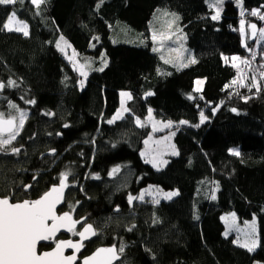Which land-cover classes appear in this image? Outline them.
<instances>
[{"label": "trees", "instance_id": "16d2710c", "mask_svg": "<svg viewBox=\"0 0 264 264\" xmlns=\"http://www.w3.org/2000/svg\"><path fill=\"white\" fill-rule=\"evenodd\" d=\"M242 2L245 20L262 26L250 13L257 6L263 14L264 0ZM14 10L29 35L0 31V83L17 85L0 90V113L18 116L9 107L14 104L28 115L16 140L0 152V197L38 199L58 184L61 172L70 171L61 211L72 205L75 218H85L98 233L82 257L123 244L118 264H264V79L259 91L251 86L252 73L245 86L232 84L237 69L223 59H250L248 48L256 49L249 39L244 46L238 33L241 9L226 1L220 19L213 20L207 0H46L39 9L24 0L0 6V27ZM158 11L179 16L196 63L177 69L153 51L150 24ZM61 36L81 65L91 62L86 78L56 48ZM256 52L264 64V41ZM102 54L107 67L96 71ZM198 79L205 82L195 92ZM149 91L153 95L146 96ZM121 92L132 96L129 111L108 124ZM149 109L177 128L178 154L162 170L141 157L150 128L135 121L143 122ZM113 168L119 171L109 175ZM148 187L178 195L159 203L147 195L129 204V195L139 197ZM226 213L240 222L256 218L255 251L225 235Z\"/></svg>", "mask_w": 264, "mask_h": 264}, {"label": "snow or ice", "instance_id": "6c2138e0", "mask_svg": "<svg viewBox=\"0 0 264 264\" xmlns=\"http://www.w3.org/2000/svg\"><path fill=\"white\" fill-rule=\"evenodd\" d=\"M24 0H0V6L15 5L17 3L23 4ZM103 0H101V3ZM33 6L36 9H39L40 6L46 3V0H31ZM224 0H210L209 7L215 9V15L211 17L213 20L220 19V13ZM99 4L97 8H99ZM237 6L241 7V15H244V11L240 0H237ZM39 14V13H37ZM164 16H171L172 18L166 21L167 28L171 30L173 25L177 24L179 21V16L175 13H168L165 11ZM250 15L258 16V18L264 21V14H261L259 10H253ZM244 21L241 20L242 25V36L244 35L243 25ZM252 29V35L256 38L257 43L264 41V28L257 29L255 24L248 25ZM7 30L8 32H18L22 33L25 37L29 35L28 24L24 21L17 18V12L14 10L11 14L7 15V19L3 22L0 31ZM181 29L177 26L175 31H169L167 34L157 31H153L152 40L155 44L159 39H170L171 36L175 35L177 32H180ZM94 39H99L95 37ZM177 39H183V36L177 37ZM63 45V46H62ZM247 46V45H245ZM66 47H70L68 42L64 39L63 36L59 38L56 42V48L63 52ZM182 47V45H181ZM159 49L154 47L153 51H158ZM251 52V49H249ZM173 51H179L178 49H173ZM77 54L73 52V56ZM251 60L242 59L239 56H233L232 67L237 69L238 81L240 86L244 85V80L247 79V74L244 73L243 69L239 65H244L245 67L251 68L252 61L256 58V53L251 52ZM71 60V58H69ZM161 59H164L162 56ZM225 63H228L229 58L227 56L223 57ZM73 62V69L79 71L80 75L87 77V72L84 70L85 67H90L91 62L86 61L83 65H77L75 61ZM169 63L168 60L164 61ZM239 62V63H237ZM188 63H196L195 58H189ZM188 64L184 63L179 65V67H187ZM107 67V60L103 58L102 54V67L95 69L96 71H103ZM260 69H264V64H261ZM259 78L264 79V71H259ZM252 87H256L257 91L260 90V85L257 83V76L253 75L251 77ZM237 80H233L232 84H237ZM197 87L194 89L196 92L202 90L201 86L204 81L197 80ZM16 83L13 80H9L7 85L0 83V90L5 87H16ZM80 86L83 88L84 81H80ZM229 87V85H225ZM121 97H126L128 100L132 99L130 93L121 92ZM146 96H151L153 93L151 91L145 94ZM188 99H193L190 95ZM203 99V96L200 97ZM247 98H245L246 100ZM27 103L34 104L35 101H27ZM10 108L15 109L18 113V116H12L11 114L5 118L3 113H0V152L7 150L8 146H11L13 141L16 140L17 136L20 134V130L23 128L25 120L27 119V112L20 110L14 104L9 105ZM129 109L125 107L124 99L121 100L120 109L113 115V117L107 120L108 124H113L116 120L124 119V113H127ZM231 111L236 112V109L233 108ZM215 114V109L213 110ZM46 115H53L52 113H46ZM207 120L204 112H200V124H203ZM147 123H151L152 131L162 130V128H171L172 122L168 121L162 125V128H158L160 124L159 121H155L152 115V109L148 110V116L146 118ZM137 127H145L146 123L142 122L140 119L135 121ZM180 124H187V121L181 120ZM197 124L195 127H199ZM64 127H68L67 124ZM175 133H172L174 135ZM59 135V133L57 134ZM151 140V137H149ZM149 140H145V144L149 143ZM165 140H170V137H165ZM157 144H160L161 141H157ZM168 148L171 149V155H177L175 145H168L166 148L154 151L152 153L142 152L141 156L145 157V163H151L154 168L160 170V168L167 164L168 161L162 159L163 155L167 153ZM20 149L16 147H11V153L17 154ZM231 155L239 156L240 152L237 149L229 150ZM50 154H55V149L51 150ZM150 157V158H149ZM119 171V168H113L109 175H113ZM72 175L70 171L61 172L59 175V184L54 185L50 190L46 191L38 199L30 200L24 199L22 202H10L12 197L2 196L0 197V264H75L77 256L75 253H78L81 248L84 247V241L90 240L92 237L97 236V231L94 229L93 225L90 223L82 222L80 220H74L71 214L73 206L69 205L70 211L63 212V214L57 213V206L64 202L65 189L69 187V177ZM94 179H99L98 176H94ZM30 185L25 186L27 190ZM156 192L162 195V198L165 200H171L172 197L178 195L177 192H164L160 193L159 189H156ZM144 193H141L139 197H134L132 195L128 196L129 204H132L133 200L142 199ZM211 198L216 199L215 190H213ZM153 203H159V199L154 198ZM198 218V217H197ZM228 225L229 230H236L238 233L244 236V243H239V237L234 243H238L240 247L246 248L249 252L255 251L258 246V238L256 237V220L255 217L251 223H245L243 229L239 228L235 224V214H231L227 217H222ZM77 224L82 225V230L77 229ZM64 230L68 233H71L73 236H79L78 242H73L71 240H60L57 237V233L61 230ZM131 231V229H129ZM227 235V232L225 233ZM54 241L55 249L50 252H44L43 254H38L37 246L40 242L44 241ZM124 245L121 244L119 248L116 246L111 247H101L98 248L91 256H87L83 259L82 264H114V261L120 260L121 254L124 252ZM67 248L74 250L73 255L65 256L64 251Z\"/></svg>", "mask_w": 264, "mask_h": 264}, {"label": "rangeland", "instance_id": "374dc122", "mask_svg": "<svg viewBox=\"0 0 264 264\" xmlns=\"http://www.w3.org/2000/svg\"><path fill=\"white\" fill-rule=\"evenodd\" d=\"M226 1H233L234 3H235V5L237 6V0H224V3L226 2ZM209 2H210V0H207V3H208V5H209ZM240 3H241V5H242V0H240ZM224 5V4H223ZM237 8L240 10L241 9V7H238L237 6ZM212 9V11H213V15H215V9H213V8H211ZM222 9H223V7H222ZM253 10H258V7L257 6H255V7H253L252 8V11ZM163 13H164V11H158V12H156L155 14H154V16H153V18H152V21H151V24H150V35H151V39H152V33H153V31L155 30V31H157V33L159 34V33H161V32H163V33H165V34H167L169 31H175V28L178 26L179 28H180V26H179V21L177 22V24H175V25H173V28L171 29V30H169L168 28H167V25H166V21H168V20H170L172 17L171 16H164L163 15ZM263 14H264V12H262ZM246 15H243L242 16V19L241 20H243L245 23H244V25H243V31H244V35L242 36V25H241V20L239 21V26H238V33H239V35H240V38H241V40H242V42H243V45L245 46V45H247V40L249 39V34H250V27H248V25H250V24H255L256 25V23L254 22H247L245 19H246V17H245ZM258 19V21L260 20L259 18H257ZM260 24L262 25V26H258V29L259 28H264V21H262V20H260ZM180 36H183V39H177V37H180ZM124 42V41H123ZM255 44V46H256V49H257V46L259 45V43H257V40H256V42L254 43ZM156 45H157V48L159 49L158 50V54H159V56H160V58L163 56L164 57V59H161L163 62L165 61V60H168L169 61V63H165V64H169V65H171V66H174L175 68H177V69H180V68H183V67H179V65H181V64H184V63H187L188 65H189V63H188V59L189 58H192V55H191V51L188 49V47L186 46V44H185V36H184V34H183V32L182 31H180V32H177L175 35H173V36H171V38L170 39H159L158 38V40H157V42H156ZM181 45H182V47H181ZM63 46V45H62ZM173 49H178L179 51H173ZM256 49H254V48H252L251 49V52H255L256 53V58H255V60L254 61H252V64L254 65L253 66V68H251V69H248L247 67H245L244 65H239L242 69H243V71H244V73H246L247 75L249 74V73H252V76L253 75H256L257 76V83L259 84V85H261V80H260V78H259V71H264V70H261L260 69V65H259V63L256 61V59H257V52H256ZM248 51L250 52V50H249V48H248ZM61 52V51H60ZM73 52H75L71 47H66L65 49H64V51L63 52H61V53H63L64 54V56L70 61V63L72 64V66H73V62L72 61H75V63L77 64V65H81V63H79V61H78V58H77V55L76 56H73ZM76 53V52H75ZM235 56H238V55H235ZM233 57V56H232ZM232 57H230V59L232 58ZM239 57H241V56H239ZM69 58H71V60L69 59ZM252 59V57L249 59L248 58V60H251ZM237 63H239V62H237ZM227 64V63H226ZM228 64H232V60H228ZM85 70V69H84ZM86 71V70H85ZM78 72V74L80 75V73H79V71H77ZM81 76V75H80ZM82 78H84L83 76H81ZM83 80V79H82ZM198 80H202V81H204V79H198ZM237 81H238V76H237V79H236ZM248 80V78L247 79H245L244 80V83H245V81H247ZM197 81V80H196ZM195 81V82H196ZM205 82V81H204ZM204 84V83H203ZM237 84H239L240 85V83H239V81L237 82ZM195 86H194V89L197 87V85H196V83L194 84ZM203 87V85L201 86V88ZM196 92V91H195ZM121 94V93H120ZM122 99H124V101H125V107H127V102L129 101L126 97H124V98H122L121 97V95H120V104H119V108H118V110L120 109V107H121V100ZM125 114V113H124ZM153 115V114H152ZM148 116V115H147ZM147 116H146V118H147ZM146 118H145V120L143 121V122H145L146 123V126H148L149 128H150V133H149V135H148V137L146 138V140H149V137H151V140H149V143L146 145L145 144V142H144V148H143V150H142V152H145V153H152V152H154V151H157V150H161V149H164V148H166L168 145H174V141H173V138H174V135H172V133H175L176 132V130H177V128H175L176 126L172 123V127L171 128H162V125L164 124V123H167L168 121H164V120H158V119H156L154 116H153V119L155 120V121H159L160 122V124L158 125V128H162V130H157V131H155V132H153L152 131V125H151V123H147L146 122ZM165 137H170V140H165ZM157 141H161V143L160 144H157L156 142ZM175 149H176V147H175ZM170 151H171V149L170 148H168V150H167V153L166 154H164L163 155V157H162V159H164V160H167V161H169L171 158H174V157H176L177 155H171L170 154ZM176 151H177V149H176ZM141 152V153H142ZM142 157V156H141ZM150 158V157H149ZM142 159H143V161L145 162V157H142ZM147 164H149L150 166H152V164L151 163H147ZM166 165V164H165ZM165 165H163L161 168H160V170H162L164 167H165ZM153 167V166H152ZM154 168V167H153ZM154 169H156V168H154ZM157 170V169H156ZM70 187H71V184H70ZM156 189H158V188H156V187H148L147 189H145V190H143V192L142 193H144V196H149V197H151L152 199H154V198H156V199H159V200H164L165 201V199H163L162 198V195H160V194H158L157 192H156ZM160 190V189H159ZM160 193H164V191H162V190H160ZM141 195V194H140ZM143 196V197H144ZM231 214H233V213H226V214H224L222 217H227V216H230ZM235 217H236V215H235ZM253 220V218L252 219H250V220H245V221H243V222H240L239 221V219L236 217V220H235V224H236V226L237 227H239V228H241V229H243L244 227H245V223L247 222V223H251V221ZM255 220H256V218H255ZM221 221H222V223H224V225H225V228H226V231H225V233L227 232V235L226 236H230V235H232V236H234V241H237V239H238V237H239V243H244V236L243 235H241L240 233H238L236 230H229V228H228V225L226 224V222H225V220H223L222 218H221ZM70 236H73L72 234L70 235ZM256 237L258 238V228H257V221H256ZM235 245H237V246H239V244L238 243H234ZM240 247V246H239ZM243 248V247H242ZM257 248V247H256ZM244 249H246V248H244ZM247 250V249H246ZM254 264H260L259 262H255Z\"/></svg>", "mask_w": 264, "mask_h": 264}, {"label": "water", "instance_id": "95a60500", "mask_svg": "<svg viewBox=\"0 0 264 264\" xmlns=\"http://www.w3.org/2000/svg\"><path fill=\"white\" fill-rule=\"evenodd\" d=\"M256 27H257V26H256ZM257 29H258V27H257ZM249 42L252 43V44H254V43L256 42V38H254L253 35H252V29H250ZM68 183H69V180H68ZM58 184H59V182H58ZM58 184H56V185H58ZM52 187H53V186H52ZM52 187H50L49 190H50ZM69 188H70V183H69V187L65 189L64 202H62L61 204H59V205L57 206V213H58V214H63V212H61V210H62V208H63V206H64L65 199H66V195H67V192H68ZM10 202H11V201H10ZM66 212H68V211H66ZM71 214H72L74 220H80V221H82V222H86V223H87V221H86L85 218H82V219H76L75 216L73 215V213H71ZM77 229H78V230H82V225H81V224H77ZM70 235H71V233H68V232L64 231L63 229H62L59 233H57V237H58V239H60V240H71V241H73V242H78V241H79V239H80L79 236H75V237H72V238H66V237H71ZM94 238H95V237H92L90 240L84 241V247L81 248V250H80L78 253H75V255L77 256V260L75 261V264H82L83 259H84L85 257H87V256H91V255H92V254L98 249V248H97V249H95L91 254H89V255H87V256H85V257H82V255H83V253H84V250H85V248H86V245L89 244L90 242H92V241L94 240ZM43 246L48 247L49 249H47V250H43V251H40L41 247H43ZM102 247H104V246H102ZM108 247H111V246H108ZM99 248H101V247H99ZM54 249H55V242L52 241V240H50V241H44V242H40V243L38 244V246H37L38 254H43L44 252H50V251H53ZM73 253H74V250L71 249V248H67V249H65V251H64V255H65V256L73 255ZM120 261H121V257H120V260L114 261V264H118Z\"/></svg>", "mask_w": 264, "mask_h": 264}, {"label": "bare ground", "instance_id": "6f19581e", "mask_svg": "<svg viewBox=\"0 0 264 264\" xmlns=\"http://www.w3.org/2000/svg\"><path fill=\"white\" fill-rule=\"evenodd\" d=\"M16 33H18V32H16ZM61 212H63V211H61ZM74 215V214H73ZM72 237H75V236H71V237H66V238H72ZM112 246H114V245H112Z\"/></svg>", "mask_w": 264, "mask_h": 264}]
</instances>
